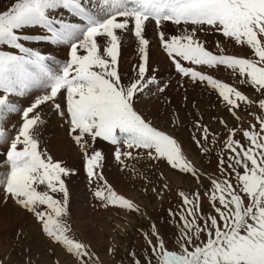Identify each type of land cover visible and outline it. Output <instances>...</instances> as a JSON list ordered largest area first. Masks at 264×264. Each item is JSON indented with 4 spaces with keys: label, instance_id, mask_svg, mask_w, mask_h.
<instances>
[{
    "label": "snow or ice",
    "instance_id": "1",
    "mask_svg": "<svg viewBox=\"0 0 264 264\" xmlns=\"http://www.w3.org/2000/svg\"><path fill=\"white\" fill-rule=\"evenodd\" d=\"M62 10L79 22L57 15ZM167 23L180 28V33L166 34ZM150 25L176 73L216 92L240 126L219 121L227 133L222 152L229 155L218 163L224 178L209 177L205 190L212 212H203L198 191L178 192L183 207L172 213L179 217L177 248L169 249L153 226L150 234L145 233L152 258L144 264H152L153 258L155 264H264V0H13L0 11V145H7L5 171H0V203L7 207L11 201L33 214L41 233L60 246L65 264L69 259L72 264H99L88 244L68 235L71 208L66 178L77 173L41 148L45 121L40 106L45 104L67 124V135L82 155L89 184L105 181L93 193L101 206L140 211L132 200L118 195L99 171L105 156L94 146L98 139L115 146L113 157L121 164L122 158H134L132 150H141L149 159H166L173 169L199 183L203 173L198 174L185 158L181 144L136 107L137 99L150 92L152 85L159 93L168 87L149 63ZM37 30L41 34H35ZM201 33H220L235 46L247 47L252 55L225 54L220 41L215 54L205 47ZM125 40L135 43L139 53L128 77L121 74L119 63ZM29 41L66 45L68 58L60 64L26 44ZM191 65L223 66L258 95L250 98ZM33 89L44 92L18 108L16 98ZM65 92L62 102L58 97ZM253 107L259 112H248L253 122L245 128L242 112ZM12 115L21 119L10 132ZM196 127L204 135L193 140L207 153L202 141L208 140L210 129L199 122ZM238 135L243 142L236 139ZM16 239L22 241L24 234L17 232ZM49 251L55 255L54 249ZM0 264H11L7 253L0 257ZM22 264H34L30 248ZM55 264H60L59 258Z\"/></svg>",
    "mask_w": 264,
    "mask_h": 264
},
{
    "label": "rangeland",
    "instance_id": "2",
    "mask_svg": "<svg viewBox=\"0 0 264 264\" xmlns=\"http://www.w3.org/2000/svg\"><path fill=\"white\" fill-rule=\"evenodd\" d=\"M3 10L5 9L1 10L0 8V11ZM148 30L147 38L151 44L149 63L152 68L158 70L155 73L158 80L168 87L165 92L159 93L156 91V85H152L150 92L145 91L137 99L136 107L154 126L166 131L181 144L185 158L195 165L198 174L203 173L200 175L199 183L190 174L173 169L166 159H149L146 152H141V150H132L134 158H122L124 163L121 164L113 157L115 146L98 139L94 146L97 150H101L105 156L102 168L99 171L102 172L107 184L111 185L118 195H123L125 198L132 200L139 206L140 211H127L117 206L103 207L93 193L98 188H103L105 181L94 180L89 184L83 168L82 155H78V148L75 144V154L73 156L66 155V151L61 152L60 149L49 146L48 142L54 137L66 138L70 142L72 140L67 135V124L59 118L60 116L54 114L49 109L48 104L40 106L41 116L47 118L44 119V125L47 126H41V148L47 149L55 159L61 160L69 168L75 169L77 173L66 178V186L70 192L71 208V216L68 219L71 230L68 235L70 238L88 244L91 251L99 258V264H135L136 261L144 264L152 258L151 246L145 241V233L150 234L153 231V226L169 249L177 248L180 238L179 217L172 215V213L179 212L183 207L178 192L198 191L202 198L203 212H212L209 207L210 202L205 196V190L211 183L209 177L224 178L219 171L218 163L220 158L226 159L229 155L226 151L222 152L227 133L219 121L223 119L229 127L240 126L237 125L235 119L227 111L216 92L207 87L206 84L198 81L194 83L176 73L174 66H171V62L165 58L162 50L158 47V36L155 34L154 27L150 25ZM180 30L171 23L165 25L166 34H179ZM200 36L206 41L205 47L215 54H219L216 43L220 41L225 49V54L248 57L252 55L247 47L235 46L234 42H228L220 33H208L206 36L201 33ZM128 41L125 40L124 45L132 44V46H129L131 49H128L130 52H125L124 47L121 49L119 58V63L122 65L120 71L125 77L133 74L132 67L138 63L139 57L135 43ZM36 42L38 41H32L31 45L33 44L35 49L40 52H42L41 50H48L42 52L45 55L52 53L53 49L57 50V53L53 52L56 55L65 53L64 48H58L55 45L56 48L48 42L45 43V41L42 43L43 47L41 45L38 48ZM184 63L188 66L187 62ZM191 66L212 75L222 82L229 83L250 98H255L258 95L249 85L241 84L239 79L232 76L230 70L223 66L211 69L207 66ZM149 74L153 73L150 72ZM127 82V79H125V83ZM33 90L36 91V89ZM34 93L30 92L23 96L25 100L22 101L23 103L19 101L21 99L18 100L19 102L16 99L17 107L23 108L29 105L36 98L35 96V98H30ZM64 97L63 94L58 98L64 102ZM44 110H49L50 113L46 115ZM249 111L258 113L259 109L253 107L242 112V126L245 128L248 127L249 122H253V117L248 115ZM12 116L18 122L16 120L17 123L15 121L11 122L10 120L9 124L11 126H8L10 132L12 125L18 124L21 119L20 115ZM50 119L53 126H51L49 135L45 137L44 132L50 126L46 122ZM197 122L208 126L210 129L208 140L202 141L208 149L207 153L202 152L193 140V136L202 137L204 135L203 129L196 127ZM236 139L243 142L242 136L238 135ZM213 140L216 143H213ZM71 144L73 145L72 142ZM6 147V144L0 145V171H5L3 167V157L5 156L3 149ZM137 152H140V155H137ZM225 174H227V170ZM232 175L234 177V173ZM233 183H235L234 179ZM165 184L168 185L167 188L164 187ZM153 188L156 189L155 192ZM40 190H43V188ZM2 195L3 193L0 192V197ZM54 195L56 198H60L59 194ZM10 202H8L7 207L2 206L3 204L0 203V211L9 212L10 207L16 209L13 203L10 204ZM20 212V214H11L9 219L6 218L8 222L0 218V257L7 253L11 264H22V261L27 259V251L30 248L34 264H37V262L38 264H55L57 258L60 259V264H65L64 254L60 246L41 233L39 223L33 214L23 210H20ZM30 225H35V227L30 228ZM17 232L24 234L22 241H17ZM49 249L55 250L54 256ZM109 249L113 251L110 253ZM68 264H72L71 259L68 260ZM152 264H155L154 258Z\"/></svg>",
    "mask_w": 264,
    "mask_h": 264
},
{
    "label": "bare ground",
    "instance_id": "3",
    "mask_svg": "<svg viewBox=\"0 0 264 264\" xmlns=\"http://www.w3.org/2000/svg\"><path fill=\"white\" fill-rule=\"evenodd\" d=\"M13 2V0H0V8H1V10L2 9H6L11 3ZM63 15V17L64 18H66L67 17V20H75L71 15H69L66 11H61L60 13H57V15ZM69 15V16H68ZM149 31V30H148ZM150 33V32H149ZM35 34H41V30H37V32L35 33ZM129 42V41H128ZM127 42V43H128ZM43 41H38V42H36V46L39 48V47H41V45H42V47H43ZM46 43V42H45ZM49 45V44H48ZM131 46H132V44H130ZM130 45H128V46H126V45H123V47H122V49L125 47V52H130L128 49H131L129 46ZM52 46H55L54 44H52ZM49 47V46H48ZM56 47V46H55ZM57 48V47H56ZM42 52H47V51H44V50H41ZM52 51V50H51ZM56 52L57 50H55V49H53V52ZM52 52V53H53ZM57 53V52H56ZM122 54H124V53H122ZM156 54H158L157 52H156ZM44 55H45V53H44ZM47 55H48V53H47ZM158 56V55H157ZM122 69V65H120V70ZM64 94V96H66V92L65 93H63ZM62 94V95H63ZM61 95V96H62ZM28 97H30V95H28ZM25 98H27V97H25ZM17 99V101L19 100V99H21V100H19V101H21V103H23L25 100L23 99V97H17L16 98ZM60 99V98H59ZM62 100V99H61ZM18 101V102H19ZM23 101V102H22ZM63 102V101H62ZM49 106V105H48ZM48 108V107H47ZM46 109V108H45ZM49 109H51L50 107H49ZM52 110V109H51ZM45 111V110H44ZM53 112H54V110H52ZM50 112H49V110L48 111H45V114L46 115H48ZM54 114H56L55 112H54ZM43 119H47V118H45V117H42ZM60 119H62L61 117H59ZM10 120H11V122L12 121H15L16 119H15V117H11L10 118ZM17 121V120H16ZM15 121V122H16ZM55 121V120H54ZM18 122V121H17ZM16 122V123H17ZM50 122H52L51 121V119L50 120H48L46 123H49V128L48 129H46L45 130V132H44V136L46 137L47 135H49V133H50V130H51V126H53V125H51L52 123H50ZM15 123V124H16ZM56 124V123H55ZM10 125V124H9ZM11 126V125H10ZM45 126H47L46 124L44 125V127ZM55 126V125H54ZM58 126V125H57ZM44 127H42V128H44ZM66 127H67V125H66ZM56 128V127H55ZM60 131V130H59ZM51 137V136H50ZM53 137V136H52ZM51 137V138H52ZM71 142L73 143V145L71 144ZM69 141V139H66V138H56V137H54L52 140H50L48 143H49V146H53L52 148H56V149H60L61 150V152H64V151H66L65 153H66V155H74L75 154V146H74V142L73 141ZM1 158V157H0ZM10 204H11V202H10ZM3 206V205H2ZM13 208V207H12ZM11 207H10V211L9 212H1L0 211V218L2 219V220H6L7 221V219H9V216H11V214H20L21 212H20V210L18 209V208H16V209H12ZM6 209V208H5ZM2 210V209H1ZM7 218V219H6ZM5 221V222H6ZM4 222V223H5ZM8 222V221H7ZM35 227V225H30V228H34Z\"/></svg>",
    "mask_w": 264,
    "mask_h": 264
},
{
    "label": "crops",
    "instance_id": "4",
    "mask_svg": "<svg viewBox=\"0 0 264 264\" xmlns=\"http://www.w3.org/2000/svg\"><path fill=\"white\" fill-rule=\"evenodd\" d=\"M43 109H45V107H42ZM45 110H47V109H45Z\"/></svg>",
    "mask_w": 264,
    "mask_h": 264
}]
</instances>
